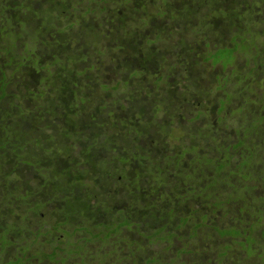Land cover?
<instances>
[{
    "label": "trees",
    "instance_id": "16d2710c",
    "mask_svg": "<svg viewBox=\"0 0 264 264\" xmlns=\"http://www.w3.org/2000/svg\"><path fill=\"white\" fill-rule=\"evenodd\" d=\"M151 1L0 0V235L6 231L5 234L11 232L10 235L14 236L18 233L30 232L37 238L42 237L41 225H46V223L42 216L39 217L42 209L50 206L46 200L38 196L43 180L54 184L53 196L60 194L59 189L70 190L93 186L94 190L91 194L96 200L95 205L90 204L91 195L90 198L85 196L84 201L81 197L69 195L67 191L66 195L64 193L62 196L55 197L53 202L56 199L62 201L60 206L62 219L55 222L53 229H61L62 226L75 222V229L83 228L82 232H85L89 230L86 223L93 229L101 228L104 235L108 232L112 239H125L118 235L131 237L128 233L132 234V229L126 225L128 222L133 226V230L144 233L145 237L148 236L146 242L151 245L158 241L157 236L159 235L155 232L159 228L155 217L167 211L159 207L165 199L171 201L174 198L173 194L169 197L166 192L158 191V188L165 184L166 177H181L185 173L181 163L184 157L188 156L187 154L192 155L193 158L186 163V167L188 171L192 169L197 173V176L204 175L206 168L215 169L214 177L222 176V171H228L230 176H233V169H226L227 163L217 165L216 160L214 164L215 158H206L195 145L187 148L179 145L176 152L171 151V141L176 140L175 143L181 141L170 127L176 123L175 116L171 114L172 109L181 107L180 102H183L181 96H184L187 102H191L189 97H197L195 91L199 92L198 86H200L199 80L188 73L186 65L184 66L185 63L178 64L164 57L159 59L155 54H151L154 47L150 46L139 47V49L137 47L134 50L135 54L136 51L151 50L148 51L149 54L137 61V56L131 57V52L128 53L125 46L120 47L118 41L120 38L124 37L126 41H129L131 31L145 28L151 30L148 24H151L154 19L164 20L167 17L168 10L171 8L165 5L163 8L150 6ZM70 32L75 34L74 39L71 38ZM155 33L154 42H149L150 45H156L160 41L163 43L162 46H169L164 31L156 30ZM169 34L172 35L171 32ZM69 36V40L62 42L58 40V37L68 38ZM86 37L93 41H82L86 40ZM170 40L174 43L176 39L171 36ZM20 41L26 46L24 50L19 48ZM129 44L131 45L132 42ZM40 46L43 49L46 48L47 51L43 53L39 49ZM88 48L96 55L95 60L89 59L93 56H88V53L82 55V51H87ZM101 48L106 52H102ZM186 49V45H183L179 51L184 54ZM49 50L52 51L51 54L47 53ZM118 50L126 54L125 59H118L119 56L115 53L120 52ZM158 53L160 56L159 51ZM230 57L234 59L233 53H227L226 58L230 59ZM179 58L184 59L183 56ZM82 62H86L88 66L83 71L76 70L75 67ZM103 63L112 66L111 74L131 73L125 78L126 80H119L116 84L100 83L102 77L105 79L106 76L103 75L101 65H98ZM52 69L56 71L52 73ZM96 71L100 76L95 80ZM50 73L53 82H61L56 98H51L55 89L54 85L45 86L40 95L41 102L38 105H31L32 109L26 110L21 103L23 95H15L12 86L19 85L21 87L19 91H21L27 83L29 84L28 76L31 77V74L43 76ZM19 75L23 76L21 81L17 77ZM176 78L179 81L177 85L174 81ZM16 79L18 83H15ZM45 80L48 81V79ZM84 81L88 83L83 88L81 85H84ZM123 84L127 93L121 94L127 96L128 103H130L128 108L133 111L130 119L116 116L118 106H115L114 111L108 110V104L117 105L118 103L117 95L112 92L117 94L118 88ZM181 85L184 88L180 91ZM98 90H101L100 93ZM200 93L203 95L202 92ZM33 94L30 90L27 91L28 97ZM95 94H98V99ZM228 95L231 96L230 93ZM143 96L147 98L145 100L156 103L145 107L141 103ZM110 97L112 102L109 100ZM30 102H32L31 99ZM220 102V105H223L228 101L220 100ZM186 105L188 106L189 103ZM136 106H139V113H142V117L137 115ZM187 108L189 110L191 105ZM57 113L59 114L58 120L47 123L50 118H55ZM200 113L198 111L189 112V116L194 117L190 116L187 120L182 117L178 119V122L190 123L203 115ZM46 117L48 118L44 124L45 127H40L42 120ZM262 117L264 121V116ZM157 120L161 123L155 125ZM153 125L156 130L152 135L147 129ZM184 128L188 127L184 126ZM44 130L49 132L44 138V143L41 141L42 137L38 140L31 138L33 135L38 137ZM257 131L264 135L263 128L255 129L253 135ZM198 134L200 136V133ZM253 146L255 147L245 146L244 139L238 138L235 145L237 152L233 154V161L238 163L236 168L239 170V177H247L244 172L249 171L248 167L251 162L252 165L262 164L264 173V159H258L260 147L254 144ZM256 147L259 149L256 150ZM219 148H216L217 152H226L224 147ZM100 151L106 156L101 158L103 161L94 162ZM236 154L240 161L236 160ZM203 157L207 161L206 164ZM79 159H85L86 162L81 164ZM193 163L198 165L197 168H192ZM85 164L91 167V171L86 169H82L81 172L76 171L78 166ZM125 165L129 167V174L126 175L123 170ZM20 169L31 170L30 174L38 182L36 192L26 189L23 195L17 191L16 179L13 177ZM249 175L252 179L253 173L249 171ZM118 177H122L121 181L127 182L129 186L122 187L118 183H113V179L117 180ZM139 177L150 180L149 189L146 187L139 189L136 182ZM187 178L190 179V183L193 181L191 177ZM85 179H90L87 185L83 182ZM188 189L196 190L191 186L186 188ZM261 191L264 193V183H262ZM112 198H119L118 207L123 205L125 212L118 210L117 205L110 204ZM229 198L233 200V196ZM102 203L110 206L106 212L111 217L100 221L96 218V207ZM230 204L233 205V202ZM29 213L32 219L39 218L37 232L28 229L30 227ZM258 213L263 215L264 211ZM121 214L124 217L118 223L115 218ZM176 219V221L170 218L162 220L163 224H170L173 228H177L181 221L180 218ZM82 223L84 225H81ZM154 223L157 228L153 227ZM248 235L251 237L249 233ZM14 236H12L13 239H18V235ZM90 237L93 240L98 239L94 235ZM9 239L7 240L4 236L0 239L1 246L4 245L2 242L7 243L4 250L6 253L8 249L12 250L8 245ZM133 242H125L127 246L124 250V259L126 262L123 264H161L157 259L160 253L156 257L153 254L146 258L144 248L146 252L149 248L142 246V243L136 240ZM118 249L122 250L120 246L113 247V251L109 248L107 252L106 247L104 248L105 264H119L117 263L119 259L114 257L119 255ZM5 252L0 264H6V261L15 259L23 262L26 256L22 247H19L17 253L12 250V257L6 256ZM201 252H191V255L195 256L190 255L188 258L200 259L210 254L209 251ZM110 259H114L112 263H109Z\"/></svg>",
    "mask_w": 264,
    "mask_h": 264
},
{
    "label": "rangeland",
    "instance_id": "374dc122",
    "mask_svg": "<svg viewBox=\"0 0 264 264\" xmlns=\"http://www.w3.org/2000/svg\"><path fill=\"white\" fill-rule=\"evenodd\" d=\"M150 4V6L154 5V7L159 8H163L165 5L171 10H168L167 17L164 20L154 19L151 24H148L151 30L147 28L142 30L133 29L129 41H126L124 37L120 38L118 40L120 47L125 46L128 53L131 52V57L137 56V61L142 56L149 54L148 51L151 50L136 51V54L134 50L137 47L139 49V47L150 46L154 47L151 54H155L159 59L164 57L171 62L185 63L184 66L186 65L188 73L199 80L200 86H198L199 92L195 91L197 97H189L191 102H187L186 98L181 96L183 101L180 102L182 103L181 107L172 109L171 114L175 116L176 123L173 127H170L178 140L181 139V141L175 143L176 140H172L171 151L176 152L179 145L184 148L195 145L206 158H215L214 164L216 160L218 161L217 165L227 163L228 167L226 169H233V176H230L228 171H222V176L214 177L215 169L209 170L206 167L204 175L197 176V173L192 169L188 171L186 167V163L193 158L192 155L187 154L188 156H185L181 163L185 173L181 177H166L165 184L158 188V191L166 192L169 197L173 194L174 198L171 201L165 199L159 207V209L163 208L167 211H163L162 214H157V217H155L159 228L155 226V223L153 227L157 228L155 232H158L159 235L157 236L158 241L151 243V245L146 242L148 236L145 237L144 233L133 230V226L128 222L126 225L132 229V234L128 233L131 237L118 235L125 239H112V237H109L108 232L104 235L101 228L93 229L91 225L86 223L85 225L89 227V230L85 232L88 233L82 232L84 231L83 228L75 229V222L64 225L61 229H53L55 222L62 219L60 212L62 201L56 199L53 202V199L62 196L67 191L70 193L69 195L81 197L82 201L85 200V196L90 198L91 195L90 204L95 205L96 200L91 194L93 186L91 188L82 187L70 190L59 189L60 194L53 196L54 184L42 180L43 184L41 183L42 187L39 189L38 196L46 200L50 206L42 209L39 218L41 216L44 218L47 227L41 225L42 230L40 233L42 237L38 238L30 232L25 233L24 231V233L15 234V236L18 235V239H13L12 236L14 235H10L11 232H8V234H5L7 231L1 233L0 239L4 236L8 240L10 235L8 245L13 251L17 253L19 247H22L23 253H26L23 263L15 259L14 261H6V264H105L104 248L106 247L107 250L105 251L107 252L109 248L113 251V247L116 248L117 246H120L122 250L118 249L120 253L114 257L119 259L117 263L123 264V262H126L124 250L127 245L125 242L131 243L135 240L142 243V246L149 248L148 252L144 248L146 258L151 257L153 254L156 257L160 253L157 259L161 264H184L185 262L187 264H264V214L259 215L261 213H258L264 211V193L261 191L262 183H264L263 165H252L253 163H250L248 170L251 174L253 173L251 179L249 171L244 172L247 177H239V170L236 168L238 163L233 161V154L237 152L235 145L238 138L244 139L245 146L254 148V144L260 147L258 159H264V135L260 131L255 132L256 134L253 135L255 129L263 128L264 130L262 117L264 116V0H152ZM154 28L156 29L154 30ZM156 30L159 32L164 31L169 46H162L163 43L160 41L156 45L149 44V42H154ZM167 31L168 33H166ZM95 32L98 34V30ZM70 34L72 39L76 37L73 32H70ZM171 36L176 39L174 43L170 40ZM69 38L70 36L68 38L58 37V40L62 42L63 40H69ZM85 39L82 41H93V39L90 40L91 38L86 37ZM130 42H132V46L129 44ZM23 43L19 42L21 50L26 47ZM183 45L187 47L184 54L179 51V48ZM39 49L43 53L47 51L46 48L43 49L41 46ZM36 50L38 51V48ZM101 51L106 52L102 48ZM158 51L161 54L160 56ZM47 53L51 54L52 51L49 50ZM86 53H88V56H93L89 59L95 60L96 55L89 48L87 51H82V55ZM115 53L120 60L126 57V54L121 51ZM227 53H233L234 59L232 60L231 57L227 59ZM182 56L183 60L179 58ZM98 65H101L103 75H106L105 79L102 77L100 82L103 84H116L119 80H126L125 78L131 73L120 74L115 72L111 74L113 72L112 66H107V63ZM87 66L86 62H82L75 69L83 71ZM55 71L56 69H52L51 72ZM50 75L51 73L43 76L31 74V77L28 76L30 78L28 80L29 84L27 83L21 91H19L21 88L19 85L12 86L15 95H23L21 103L26 110L32 109L31 105H38L41 102L40 95L45 86L54 85L55 89L51 94V98H56L57 90L61 88V82H53ZM99 76V72L96 71L94 79L96 80ZM17 77L20 78V81L23 79V76L19 75ZM45 79H48V81ZM174 81L176 85L179 82L178 78ZM16 82L18 83L17 79ZM87 83L84 81V85L81 86L84 88ZM125 88L123 84L118 88L117 94L112 92V94L117 95L118 103L117 105L108 104V110L114 111L115 106H118L116 116L130 119L133 111L128 108L130 103H128L127 96L121 94L127 93ZM145 88L147 89V87ZM183 88L184 86L181 85L180 91ZM80 89L82 88L80 87ZM28 90L34 94L28 97ZM100 91L98 90V93ZM226 93H230L232 99ZM95 95L98 99V94ZM30 99L32 102H30ZM145 99L147 98L144 96L141 99V103L145 107L156 103ZM109 100L112 102L111 97ZM220 100L228 102L220 105ZM187 103L191 105L189 110ZM139 109V106H136L137 115L142 117ZM196 111L201 112L200 114L203 115L190 123L178 122V119H182V117L186 120L190 119V116L194 117L189 116V112ZM218 111H220L219 114ZM58 115L57 113L55 118H50L47 123L58 120ZM47 118L42 120L40 127L44 126ZM160 123V120H157L155 125ZM155 125L147 129L152 135L156 130ZM184 126L188 128H184ZM197 132L200 133L201 137ZM48 134L49 132L44 130L38 137L33 135L31 138L38 140L39 137H42L41 141L44 143V138ZM219 147H224L226 152H217L216 148L220 149ZM258 147H256V150L259 149ZM97 156L94 162L103 161L101 158L105 157L106 154H101L100 151ZM205 157H203V161L206 164ZM235 158L240 161L238 154ZM79 161H81V164L86 162L85 159H79ZM197 166L196 163L192 164V168H197ZM82 169L91 171L88 164L78 166L76 171L81 172ZM123 170H125V175L129 174L127 165L123 167ZM30 172L31 170L20 169L19 172H15L17 174H14L13 177L16 179L15 188L23 195L26 189L36 192L38 187L37 180ZM187 177H191L193 181L190 183V179ZM89 180H83L84 184L87 185ZM121 180L122 177H118L117 180L113 179V183H118L122 187L129 186L127 182ZM136 182L140 190L142 187L149 189L151 184L150 180L147 181L145 177H139ZM187 184L189 185L187 186ZM190 186L196 190H186ZM212 187H214L213 191ZM230 196H233V200L229 198ZM232 202L233 205L230 204ZM110 204L118 207L120 205L119 198H112ZM108 207L110 206L105 203L96 207V218L98 220H108L111 217L106 212ZM123 208L124 206L121 205L118 210H123ZM28 215L30 221L29 231L37 232L39 218L34 217L35 219H32L30 213ZM123 217L121 214L115 220L120 223ZM165 218L174 221L177 220L176 218H180L181 223L177 228H173L170 224H163L162 219ZM90 234L98 239H91ZM101 234L102 236H100ZM2 243L4 245H0V260L4 258V250L7 247L6 241ZM12 250L8 249L7 253L5 252L6 256L12 257ZM190 251L194 253L209 251L210 254L200 259H189L188 257L192 254ZM112 260L114 259H110L109 263H112Z\"/></svg>",
    "mask_w": 264,
    "mask_h": 264
},
{
    "label": "flooded vegetation",
    "instance_id": "af4514ba",
    "mask_svg": "<svg viewBox=\"0 0 264 264\" xmlns=\"http://www.w3.org/2000/svg\"><path fill=\"white\" fill-rule=\"evenodd\" d=\"M23 263V262H22Z\"/></svg>",
    "mask_w": 264,
    "mask_h": 264
}]
</instances>
